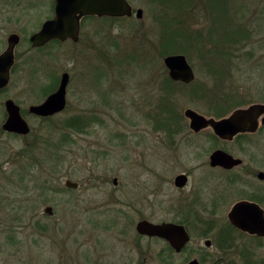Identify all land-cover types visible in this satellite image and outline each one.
<instances>
[{"label": "rangeland", "instance_id": "1", "mask_svg": "<svg viewBox=\"0 0 264 264\" xmlns=\"http://www.w3.org/2000/svg\"><path fill=\"white\" fill-rule=\"evenodd\" d=\"M155 1L127 0L134 13L142 10L141 19L135 14L118 20L85 19L77 42L34 49L29 38L52 16V1L0 0V54L10 33L20 36L10 82L0 91V264H162L157 257L164 243L137 240L135 224L175 218L171 208L189 198L175 190L176 174L192 172L186 193L202 187L201 179L221 177L207 165L218 147L241 158L252 173L264 172V127L246 141L220 144L209 137L210 130L197 135L189 131L184 111L191 108L209 116L210 108L189 89L176 87L170 94L163 89L166 74L159 55L165 36L156 21L162 5ZM193 2L191 8L184 4L186 16L180 21L202 29L208 22L197 0ZM227 7L247 24L250 41L233 56L234 68L222 86H213L215 79L191 48L185 57L194 81L206 92L222 87L236 98L235 109L264 104V0H231ZM182 42L188 44L186 37ZM63 73L69 75L64 111L47 122L28 114ZM166 98L174 102L170 112L179 118L178 134L157 128L170 107L164 104ZM7 99L20 107L31 128L29 136L3 132ZM71 118L86 119L88 127L82 133L64 130L63 123ZM63 133L70 134L72 144L61 149L59 159H48ZM66 179L79 188L66 189ZM209 186H204L206 199ZM237 199L222 203L220 222L227 221ZM46 206L52 207V216L43 213ZM190 233V246H195L200 232ZM136 241L141 248H134ZM210 253L212 258L203 264H264V244L237 234L232 247ZM193 256H175L172 264H184Z\"/></svg>", "mask_w": 264, "mask_h": 264}, {"label": "water", "instance_id": "2", "mask_svg": "<svg viewBox=\"0 0 264 264\" xmlns=\"http://www.w3.org/2000/svg\"><path fill=\"white\" fill-rule=\"evenodd\" d=\"M53 17L44 21L38 31L29 38L31 48H41L47 43L57 40L77 41L79 37L80 20L88 16L123 18L130 17L133 12L127 0H53ZM136 19L142 18V10L135 11ZM19 43V36L11 34L6 40V48L0 54V90L7 87L10 81L11 69L14 65V48ZM169 78L173 82L190 84L195 79L194 71L183 54H170L162 59ZM69 84V75L63 73L60 76L57 89L48 95L40 104L31 105L28 113L40 118L51 117L61 113L66 107V90ZM6 119L2 124V130L20 136L30 132V127L21 116L20 107L11 99L4 102ZM189 121L191 130L198 132L210 128L213 134L222 140H231L239 133L254 132L258 124L264 125V104H252L248 107L238 108L227 116L214 119L206 117L191 108L184 111ZM260 118V122H258ZM210 166L231 169L238 166L241 160L234 158L223 150L217 149L209 156ZM260 179L264 178L259 173ZM115 181V180H114ZM176 184L185 183V176L180 175ZM64 187L77 189L78 184L71 180H65ZM44 213L51 214V207H45ZM231 224L242 231L256 233L264 236V213L255 204L240 202L236 204L228 214ZM136 231L145 236L158 237L167 241L173 249L180 251L188 242L189 237L182 226L170 223L154 224L148 221H140L136 225ZM188 264H198L191 261Z\"/></svg>", "mask_w": 264, "mask_h": 264}, {"label": "trees", "instance_id": "3", "mask_svg": "<svg viewBox=\"0 0 264 264\" xmlns=\"http://www.w3.org/2000/svg\"><path fill=\"white\" fill-rule=\"evenodd\" d=\"M231 0H197L200 10L205 13V20L208 22L202 29L193 30L187 25H183L180 21L184 14V4L194 5L193 0H156L155 5L160 4L161 7H157V11L162 12L156 19L160 28L163 30L164 39L160 40V45L163 46L161 49L160 57L170 54L182 53L184 56H189L191 48L199 52L200 59L203 62V67L207 70L208 75L215 79L213 86H222L221 83L224 79H227L231 74L233 66V56L235 53L240 51L246 46L251 37V30L246 23L238 17L233 9V12L227 7ZM216 6L211 7V3H215ZM191 8V7H190ZM199 10V12H200ZM186 16V15H185ZM95 19L97 17H85V19ZM102 19H114L118 20L121 18H108ZM183 37H186L188 44H183ZM51 43H60L53 41ZM165 80L163 89L167 93L174 92V88L180 87L193 95L198 96L200 99L207 103L210 110L208 115L210 117L222 118L229 112L234 110L236 107V98L231 94L222 91V87L217 92H206L200 82L197 84L196 81L186 85L180 82H173L165 72ZM219 83V84H218ZM57 86V85H56ZM56 86L52 89H48L44 94L45 97L56 89ZM169 97V96H168ZM165 99L164 104H168L170 107L167 108L164 116L157 120V128L163 130L169 135L178 133L180 129H177L176 124L177 116L174 115L170 110L173 108V100ZM244 102H241V104ZM167 105V106H168ZM162 108V107H161ZM164 111V109H162ZM23 115V114H22ZM54 118H42L41 121H50ZM64 130L77 129L76 132L82 133L84 129L88 127L86 119L82 118H71L67 119L64 123ZM70 134L63 133L60 135L59 143L52 145L50 153L51 157L48 159H59L61 149L72 144L69 141ZM212 138V137H211ZM214 139V138H212ZM63 151V150H62ZM47 181H44V183ZM44 186V185H43ZM46 187V185H45ZM42 187V190L45 189ZM63 192L68 190H62ZM70 191V190H69Z\"/></svg>", "mask_w": 264, "mask_h": 264}, {"label": "flooded vegetation", "instance_id": "4", "mask_svg": "<svg viewBox=\"0 0 264 264\" xmlns=\"http://www.w3.org/2000/svg\"><path fill=\"white\" fill-rule=\"evenodd\" d=\"M51 1H52V5H51L52 16L48 19H51L53 17L54 1L53 0H51ZM132 12H133V9H132ZM82 21H83V18L80 20L79 34H80ZM11 34H15V33H10L9 35H11ZM16 35H18V34H16ZM8 36H7V38H8ZM78 40H79V37H78ZM54 41H56V40H54ZM67 41H71V40H67ZM77 41H75V42H77ZM19 42H20V36H19ZM51 42H53V41H51ZM51 42L47 43L45 46H47ZM64 42H66V41H64ZM71 42H74V41H71ZM45 46H43V47H45ZM14 60H15V55H14ZM13 67H14V65H13ZM13 67H12V69H13ZM12 69H11V71H12ZM165 72L167 73L166 69H165ZM167 75H168V73H167ZM57 87H58V85H57ZM57 87H56V89H57ZM4 89H2V90H4ZM2 90H0V91H2ZM53 92H51V93H53ZM66 92H67V90H66ZM50 94H48V95H50ZM234 110H232V111H234ZM20 113H21V116L23 117L21 110H20ZM54 116H56V115H54ZM183 116L187 120L184 113H183ZM51 117H53V116H51ZM206 117L214 118V119H220V118H215V117H210V116H206ZM46 118H49V117H46ZM258 122H260V118H259ZM187 124H188L189 131L193 134H196V135L199 133H202V131H204V130H210L209 137L214 138L213 140H215V142L219 143V144L220 143H232V142L238 143L241 141H246L247 139H249L253 135H255L257 132L262 130V128L264 127V125H261L259 123L257 129L254 132L239 133L235 137H233L231 140L227 141V140H222V139L216 137L210 128H205L201 131L195 132V131L190 129L188 120H187ZM30 132H31V128H30ZM30 132L27 135L22 136V137L29 136ZM180 132H181V129L178 131V133H180ZM178 133H176V134H178ZM217 149L223 150L226 153H228L226 150L218 147V148L212 150L210 152L209 156L211 155V153L213 151H215ZM228 154H230V153H228ZM209 156H208V161H207L208 169L213 172L212 174H216V173L221 174V177H215V175H214V179H212V180L211 179H201L200 181H203V182H201L202 187L196 186L195 188L191 189L188 193H186L187 192L186 189L188 188V185L190 183L192 172L186 170V171H183V172L176 174V176L173 178V186H174L175 190L178 192H181L183 194V196H186L188 194L187 196L189 198L187 199L186 197H184L183 199H181L180 201H178L175 204L176 206L173 207L174 209L171 208V210H174L173 215L175 216V218L171 219L170 221L160 222V223H170V224L182 226L184 228V230L188 234L189 240L180 251H176L175 249H173V247L167 241H165L163 239H160L158 237H149V236L141 235L136 231V225L140 221L145 220V221H148V222L154 223V224H160V223H155V222L149 221L147 219H140L135 224V234L137 236V240H140L141 238H145L148 241L160 240L161 242L164 243V248L162 251H160L158 253V257H157V260L160 263L163 262L162 264H172V260H173V258H175V256L178 257L181 255H185L188 252H190L191 254H196V256L191 257V259L187 260L184 264H188L191 261H197L198 264L206 263L210 260V258H212L211 253H210L211 249H216V250H221V251H223L225 248L229 249L230 247H232V244L234 243V237L236 234L238 236H246V237H249L251 239H254V240L258 241L260 245L264 244V236L258 235L256 233L242 231V230L238 229L236 226H234L233 224H231L229 219H228V214L231 211V209L236 204H238L240 202L253 203V204L257 205L264 213V209H263V207H264V178L260 179L258 177L259 173L264 174V172L260 171L257 173H255V172L252 173L250 170L251 169L250 167L243 166L244 161L241 158L235 157L233 155H231V156L241 160V163L238 166H235L231 169H224V168L218 167V166L212 167V166H210ZM222 174L223 175L227 174L228 176H223ZM180 175L185 176V183L182 185L176 184V181H175V179ZM251 177H255L254 181L251 180L252 179ZM216 178H218L217 180L221 181V182L215 181ZM66 180H68V179H66ZM213 182H215L216 184H213ZM210 183H212L211 186H209ZM221 183L223 186L222 188L220 187ZM77 184H78V188H79V183H77ZM113 184L114 185L117 184L116 178L113 179ZM204 186H206V187L209 186V188H208L209 189V195H208L207 199H206ZM228 189L230 192L232 191L230 194L231 195L230 198H229V196L227 198L225 196V194H227ZM69 190H76V189H69ZM234 197H236L238 199L235 200L234 204L232 205V207L228 211L227 216H226L227 221L222 220V222H220L219 211H220L221 206L223 204H226V202L229 199H231V198L233 199ZM46 207H51V206H46ZM43 213H44V210H43ZM44 214H46V213H44ZM46 215L47 216L53 215L52 207H51V214L50 215L46 214ZM109 222H110V225L116 226V224H115L116 220H113V218H111V220H109ZM193 230H198L200 233L197 235L198 238H195V246H190V244L193 241L192 240L193 238H192V235L190 232H192ZM120 233L122 234V231ZM202 241H203V245H201ZM139 242L140 241H136L134 243V248H138V249L141 248V245ZM214 263L216 264L217 260L214 261Z\"/></svg>", "mask_w": 264, "mask_h": 264}]
</instances>
